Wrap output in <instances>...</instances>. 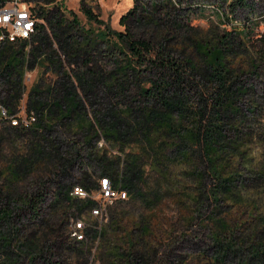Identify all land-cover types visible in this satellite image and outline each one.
I'll return each instance as SVG.
<instances>
[{
  "label": "rangeland",
  "instance_id": "obj_1",
  "mask_svg": "<svg viewBox=\"0 0 264 264\" xmlns=\"http://www.w3.org/2000/svg\"><path fill=\"white\" fill-rule=\"evenodd\" d=\"M243 1L246 5L238 0L41 2L46 9L58 7L57 17H62L64 25L69 26V40L75 47L82 49L86 43L92 42L87 57H91L94 70L103 77L99 84L103 93H107L110 86L115 94L126 88L133 96L127 102L135 100L141 106L146 100L141 89L151 87L154 81L167 80L171 86L168 95L174 102H183L180 105L183 107L173 111L171 117L185 133L192 130L196 137L181 143V148L175 145L163 147L162 152L169 155L168 161L165 166L156 165L146 192L149 202L145 207L150 213L151 231L157 235L154 248L147 249L155 252L152 264H264V0ZM129 11L130 17H126L128 21L123 24L122 17ZM88 30L95 34L106 32L107 35L102 40L96 35L89 36L85 32ZM187 31L220 39L221 45L227 47L229 59H235L234 65L240 62L243 65L237 85L239 93L233 105L235 113L227 114L223 119L222 130L216 138V147L223 156L220 162L226 165L221 173L224 179L214 173L213 163L203 149L205 131L215 106L204 87L206 83L200 76L186 78L182 82L171 80L169 71L160 64L161 59L155 51H143L144 58L139 60V56L118 38V33H123L127 39L146 41L151 49L157 50L162 34L167 38H177L173 41L176 43L182 40L181 33ZM38 34L41 31H36L32 40ZM50 35L54 40L53 50L59 54L64 67L62 75L66 74L68 80L78 86L77 74L85 66L77 60H70L57 38L52 33ZM30 48L28 46L26 52ZM247 56L255 58V68L244 60ZM47 65L40 61L25 65L22 94L14 103L9 102L14 112L27 111L33 91L36 95L51 86L59 88L58 74ZM179 89L184 93L177 99L174 95ZM79 93L84 96L80 88ZM8 95L7 86L1 84L0 103L7 104ZM120 99L116 96L114 102ZM120 107L127 114L128 106L120 104ZM203 109L204 115H201ZM199 127L202 129L200 140ZM54 129L61 130L62 127L54 126ZM28 136L32 134L9 128L6 122L0 123V208L8 207V184L5 173H1L7 146L10 142L20 148ZM161 155L166 158V155ZM81 171L79 166H75L70 176L77 180ZM14 189L19 193L30 191L26 184L14 185ZM56 189L55 185L50 186L44 204L39 205L43 215L50 211V205L57 196ZM141 210L136 206L123 215L124 222L119 232L122 236L130 232H133V237L140 234L141 223L137 221ZM21 212L22 219L18 223L33 224L30 228L40 225L42 217L32 218L29 211ZM108 219L109 215L107 219L104 217L100 227L106 229L111 238L113 232L106 225ZM7 231L5 224L0 226V235L7 236ZM91 243L90 264H96L94 258L99 263L111 252L107 241L92 239ZM2 249L0 246V264L7 262ZM22 263L28 264L27 256L23 257ZM37 264H43V261Z\"/></svg>",
  "mask_w": 264,
  "mask_h": 264
},
{
  "label": "trees",
  "instance_id": "obj_2",
  "mask_svg": "<svg viewBox=\"0 0 264 264\" xmlns=\"http://www.w3.org/2000/svg\"><path fill=\"white\" fill-rule=\"evenodd\" d=\"M28 1L39 19L41 34L33 40L0 43V86H7L9 94L5 101L7 104H4L11 111L14 110L9 102L14 103L22 94L26 64L32 65L37 61L48 63L58 74L56 81L60 82L58 89L51 86L47 91H38L36 95L33 91L31 94L27 112H35L39 118L37 125L16 128L8 124L9 128L22 133L30 132L32 136H28L29 139L20 148L9 142L5 152V165L1 173H5L8 184V207L0 208V226L5 224L8 227V235H0V246L7 259L3 264H23L25 256L28 264L41 261L43 264H90L92 246L95 244L91 240L98 236L103 243L107 241L110 244L111 252L99 263L94 258L96 264H152L151 258L155 252L147 249L154 248L157 235L151 231L153 225L145 207L149 202L146 192L156 165L165 166L168 161L169 155L162 152L163 147L175 145L181 148V143L196 137L192 130L185 133L171 117L173 111L183 107L180 106L183 102H174L173 97L168 95L171 86H168L167 80L154 81L151 87L142 88L141 95L146 100L141 106L135 100L127 102L133 96L128 94L126 88H121L115 94L110 86L107 93H103L99 88L103 77L94 70L91 57H87L92 42L86 43L82 49L75 47L69 40V26L64 25L62 17H57L58 7L46 9L41 4L45 0ZM238 1L246 5L245 1ZM85 12L93 15L89 10ZM129 14L131 11L122 17L123 24L127 23ZM85 32L102 40L107 35L106 32ZM50 33L60 42L70 60H77L85 66L77 74L78 86L84 91V96L80 95L78 86L68 80L66 74L62 75L64 67L59 54L53 50L54 40ZM163 35L157 50L151 49L146 41L127 39L123 33H118V38L139 56V60L144 58L143 51H155L161 59L160 64L169 71L171 80L182 82L186 78L200 76L206 83L204 87L215 106L212 120L205 131L203 149L213 163L214 173L221 179L226 165L220 162L223 156L216 147V138L222 130L223 119L227 114L235 113L233 105L239 93L237 85L243 69L242 62L234 65L235 59H229L227 47L224 48L222 41L212 35L182 32V40L176 43L173 41L177 38ZM28 46L31 48L26 52ZM246 58L244 60L249 66L255 68V58ZM183 93L179 89L174 97L180 99ZM43 94L48 95L43 97ZM116 96L121 101L114 102ZM120 104L128 106L127 114L121 110ZM203 111L205 109L201 115H204ZM54 126H61L62 129H54ZM201 130L199 127V140ZM101 137L107 141L102 152L96 150L97 140ZM114 149L120 152L115 154ZM75 166L82 170L77 180L70 176ZM105 176L115 181L120 179L123 187L129 191L128 199L115 201L108 208L110 220L106 225L112 230V237H109L106 229H102L100 234L98 223L93 220L84 230L88 240L76 242L70 237L71 221L91 215V210L98 205L92 196L98 192L99 181ZM23 184H26L29 193H19L14 189V185ZM52 185L57 188V196L50 205V211L43 215L39 205L44 204ZM76 185L89 191L90 197L82 199L71 195ZM136 206L142 209L137 221L141 223L140 234L133 237V232H130L122 236L119 232L124 222L123 215ZM21 211H29L32 218L42 217L40 225L30 228L33 224L18 223L22 219Z\"/></svg>",
  "mask_w": 264,
  "mask_h": 264
},
{
  "label": "built area",
  "instance_id": "obj_3",
  "mask_svg": "<svg viewBox=\"0 0 264 264\" xmlns=\"http://www.w3.org/2000/svg\"><path fill=\"white\" fill-rule=\"evenodd\" d=\"M36 31L39 33L41 31L39 19L34 14L28 0H0V43H16L24 39L32 40ZM2 122L16 128H30L39 123V118L35 112L28 113L26 110L14 112L4 103H0V123ZM106 146L107 141L104 137L97 140V151L102 152ZM113 152L115 154L119 153L116 149ZM71 195L82 199L90 197L89 191L80 185L73 188ZM128 197L129 191L123 187L120 179L115 181L110 176L102 177L99 181L98 192L92 196L93 199L97 200L98 205L91 210L89 217L72 219L71 239L79 243L86 242L88 238L84 230L93 220L97 221L99 226L97 227L101 234L102 227H100V223H103L101 220L104 217L107 219L109 206L114 204L115 201L126 200ZM97 240H100L99 236Z\"/></svg>",
  "mask_w": 264,
  "mask_h": 264
}]
</instances>
